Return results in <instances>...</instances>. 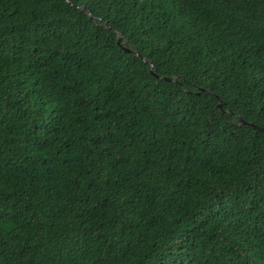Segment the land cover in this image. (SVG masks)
<instances>
[{"label": "trees", "instance_id": "16d2710c", "mask_svg": "<svg viewBox=\"0 0 264 264\" xmlns=\"http://www.w3.org/2000/svg\"><path fill=\"white\" fill-rule=\"evenodd\" d=\"M0 264H264V0H0Z\"/></svg>", "mask_w": 264, "mask_h": 264}, {"label": "water", "instance_id": "95a60500", "mask_svg": "<svg viewBox=\"0 0 264 264\" xmlns=\"http://www.w3.org/2000/svg\"><path fill=\"white\" fill-rule=\"evenodd\" d=\"M80 8H83V7H80ZM88 12V11H87ZM89 13V12H88ZM92 17V16H91ZM121 36V34H118V38ZM119 43V42H118ZM122 48L124 49V50H127V51H132L130 48H128V47H126V46H124V45H122ZM133 53H135V54H137L136 52H134V51H132ZM201 90H203L202 88H201ZM220 104H221V101H219L218 102V106H220ZM238 117V120L240 121V123L241 124H247V125H251V126H253V127H257V126H255L254 124H252V123H250V122H245L240 116H237Z\"/></svg>", "mask_w": 264, "mask_h": 264}, {"label": "snow or ice", "instance_id": "6c2138e0", "mask_svg": "<svg viewBox=\"0 0 264 264\" xmlns=\"http://www.w3.org/2000/svg\"><path fill=\"white\" fill-rule=\"evenodd\" d=\"M117 42H119V38L117 39Z\"/></svg>", "mask_w": 264, "mask_h": 264}, {"label": "clouds", "instance_id": "9594fccd", "mask_svg": "<svg viewBox=\"0 0 264 264\" xmlns=\"http://www.w3.org/2000/svg\"><path fill=\"white\" fill-rule=\"evenodd\" d=\"M120 37H121V36H120ZM120 37H119V38H120ZM237 118H238V117H237ZM239 122H240V121H239Z\"/></svg>", "mask_w": 264, "mask_h": 264}]
</instances>
